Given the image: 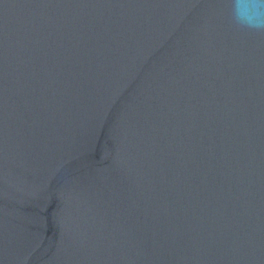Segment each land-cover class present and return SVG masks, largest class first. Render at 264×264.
<instances>
[{
    "label": "water",
    "instance_id": "water-1",
    "mask_svg": "<svg viewBox=\"0 0 264 264\" xmlns=\"http://www.w3.org/2000/svg\"><path fill=\"white\" fill-rule=\"evenodd\" d=\"M229 0H0V264H264V32Z\"/></svg>",
    "mask_w": 264,
    "mask_h": 264
},
{
    "label": "clouds",
    "instance_id": "clouds-1",
    "mask_svg": "<svg viewBox=\"0 0 264 264\" xmlns=\"http://www.w3.org/2000/svg\"><path fill=\"white\" fill-rule=\"evenodd\" d=\"M228 15L241 29L264 32V0H229Z\"/></svg>",
    "mask_w": 264,
    "mask_h": 264
}]
</instances>
